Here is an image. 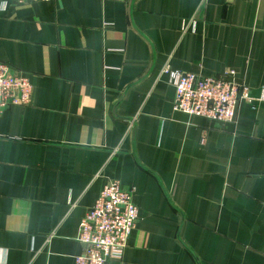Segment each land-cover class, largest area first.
<instances>
[{
	"label": "crops",
	"instance_id": "crops-1",
	"mask_svg": "<svg viewBox=\"0 0 264 264\" xmlns=\"http://www.w3.org/2000/svg\"><path fill=\"white\" fill-rule=\"evenodd\" d=\"M0 61L32 100L0 116V264H74L105 177L139 221L108 264H264V102L177 112L162 69L264 89V0H0Z\"/></svg>",
	"mask_w": 264,
	"mask_h": 264
},
{
	"label": "built area",
	"instance_id": "built-area-1",
	"mask_svg": "<svg viewBox=\"0 0 264 264\" xmlns=\"http://www.w3.org/2000/svg\"><path fill=\"white\" fill-rule=\"evenodd\" d=\"M161 73L168 74L175 86L174 110L189 116L235 123L242 101L264 102V89L259 98H254L251 88L237 80L234 69L221 76H210L173 70L167 62ZM32 92L29 77L0 61V116L12 106L30 104ZM138 221L133 190L125 188L117 179L105 177L99 197L80 222L77 240L83 251L74 257V264H108L113 259H121Z\"/></svg>",
	"mask_w": 264,
	"mask_h": 264
}]
</instances>
